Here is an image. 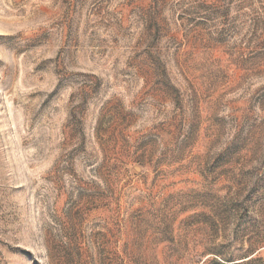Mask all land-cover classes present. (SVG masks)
<instances>
[{
  "label": "rangeland",
  "instance_id": "rangeland-1",
  "mask_svg": "<svg viewBox=\"0 0 264 264\" xmlns=\"http://www.w3.org/2000/svg\"><path fill=\"white\" fill-rule=\"evenodd\" d=\"M250 256L264 0H0V264Z\"/></svg>",
  "mask_w": 264,
  "mask_h": 264
},
{
  "label": "trees",
  "instance_id": "trees-1",
  "mask_svg": "<svg viewBox=\"0 0 264 264\" xmlns=\"http://www.w3.org/2000/svg\"><path fill=\"white\" fill-rule=\"evenodd\" d=\"M255 263H263L264 264V259L262 260L261 258H254V256L247 257L246 260H242L240 262H235L232 264H255ZM204 264V263H202Z\"/></svg>",
  "mask_w": 264,
  "mask_h": 264
}]
</instances>
